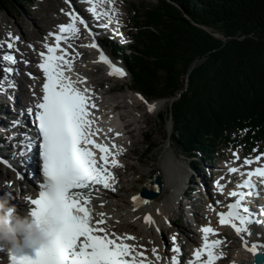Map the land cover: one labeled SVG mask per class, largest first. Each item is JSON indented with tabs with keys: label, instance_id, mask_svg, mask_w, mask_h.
I'll return each mask as SVG.
<instances>
[{
	"label": "snow or ice",
	"instance_id": "1",
	"mask_svg": "<svg viewBox=\"0 0 264 264\" xmlns=\"http://www.w3.org/2000/svg\"><path fill=\"white\" fill-rule=\"evenodd\" d=\"M82 2L92 4L88 11L97 20L104 16L108 18V24L113 22L108 11H97V7L102 5L104 0ZM66 15L70 17L71 23L58 25L59 32H50L43 45L46 51L39 52L41 62L37 67L45 78L42 97L25 110L28 123L13 119L10 125L13 129H26L30 124L34 132H13L5 138L9 143L15 141L12 143L13 155L18 157L27 158L34 149L38 150V169L43 182L39 184L37 198L25 196V199L32 205L31 214L38 222L45 223L54 219L57 228L54 230L52 243L39 248L35 257L17 256L13 253L11 256L7 255V259L9 264H160L162 257L156 247L151 248L149 256V250L143 245L129 243L137 238L127 233L118 234L110 223L112 217L104 211H97V207L92 204L94 195L98 197L101 189L115 191L116 177L111 169L123 167L117 159L123 149L114 142L111 146L98 142L96 137L102 129L96 126L97 120L93 118L92 112V109L98 106L92 100L90 89L76 86L86 83V78L74 81L66 75V72L72 71L75 55L78 53L69 51L71 44L62 47V43L67 44L70 39L78 37L80 28L77 27V22L91 32L88 23L75 10L67 12ZM116 23L119 24V21ZM49 38H54L55 43H47ZM19 40L20 37L11 32L7 33L6 39H0V49H8L0 52V95H6L9 89L16 88V83L11 77L18 73L15 65L21 62L17 60L20 50L16 43ZM88 46L99 47L95 43ZM29 48L35 50L33 45H29ZM99 60L112 69L110 75L121 78L126 76V72L114 64L103 50ZM23 63L28 64L29 61L25 60ZM27 75L36 79L32 73ZM9 99L12 100L13 97L9 96ZM148 109L150 112L155 111V105H148ZM24 115L25 112L22 111L20 116ZM119 135L121 134L116 133V136ZM256 151L257 149H253V152ZM233 156L236 161H240L239 150L234 152ZM0 160H3V157H0ZM262 161L264 153L256 155L255 158L245 157L239 167H228V173L247 178L237 184L239 191L232 190L228 193L229 197L234 198L233 202L227 205L228 211L217 213L219 224L234 229L245 249L254 257L255 264H264V242H250L246 237L252 235L251 225L264 223V219H261L264 217V205L258 214L250 209L247 200L249 197H261L264 193ZM3 162L9 168L13 167L7 161ZM20 163L25 166L27 160L21 159ZM253 163L259 166L250 168ZM245 166H249V170L242 171ZM17 174L21 180L24 179V173L18 171ZM222 179L224 177H221ZM5 183L10 186V181ZM225 187L226 184H222L220 180L216 181V188L221 194L224 193ZM132 200L136 207L148 203L146 199L138 196H133ZM215 204L224 206L222 201H216ZM98 207L104 208L105 205L102 202ZM209 207L213 208L212 205ZM213 210L215 211V208ZM145 222L149 225L155 223L151 215L145 217ZM156 230L160 231L159 228ZM200 231L202 244L193 251L192 258L187 260L181 258L182 249L177 237L173 235L168 245L171 255L167 264H217L224 253H218L216 250L226 241L210 239V236L219 235L210 225L202 226Z\"/></svg>",
	"mask_w": 264,
	"mask_h": 264
},
{
	"label": "trees",
	"instance_id": "2",
	"mask_svg": "<svg viewBox=\"0 0 264 264\" xmlns=\"http://www.w3.org/2000/svg\"><path fill=\"white\" fill-rule=\"evenodd\" d=\"M30 1L0 0V9ZM148 1L135 7L134 43L123 57L133 89L169 100L160 120L172 123V143L207 159L221 144L264 145V0ZM222 25L226 40L206 31Z\"/></svg>",
	"mask_w": 264,
	"mask_h": 264
},
{
	"label": "bare ground",
	"instance_id": "3",
	"mask_svg": "<svg viewBox=\"0 0 264 264\" xmlns=\"http://www.w3.org/2000/svg\"><path fill=\"white\" fill-rule=\"evenodd\" d=\"M48 1V0H47ZM59 1V0H58ZM115 3V8L116 10H112L110 8L111 14L114 12H119L118 17L125 19V22H128L127 20L129 19L128 16L124 15V12H128L127 8L123 6V3L126 2V0H111ZM47 3V2H46ZM61 6V10L63 9L64 11H59L56 9L54 15L52 13H47L44 17L40 16L38 12L31 13L36 20L34 22V28L31 30V26L26 24L25 25V20H26V13L21 15L20 22L16 23V25L11 24V20L9 16H11L13 13H9L8 16H3L0 18V38L1 39H6L7 38V33L11 32L14 36H22L26 39V42L28 44H21L19 42L16 43V47L19 48L20 50V57L25 58V60L29 61V66L28 69L31 73H34L38 77H40V73L38 72L36 66H35V59L36 55L34 53V50L32 48H29V45H33L34 49H38L42 46L41 39L43 40L46 36H48L47 32H50L53 30V26L56 20H63V18H66V15L64 12H66V4L65 2H57L55 5L49 4L48 6L45 7L48 12L50 11V8ZM52 11V10H51ZM16 14V13H14ZM13 14V15H14ZM20 15V14H19ZM18 16V15H17ZM12 18V17H11ZM19 19V18H18ZM44 21V25L47 26L45 27L44 25H41L40 21ZM69 20V19H68ZM27 21V20H26ZM120 22V21H119ZM22 28L24 30L21 31V29L17 28ZM76 49V48H75ZM77 50V49H76ZM78 53L82 52L79 49L77 50ZM91 53L87 51V53H84V56H89ZM89 69H84L80 70L78 76L83 78H87L88 81L90 80L91 85L99 87L101 85V81L98 80V82L95 81V76H93L97 70L95 69L94 66H89ZM25 73V72H24ZM15 75L14 80L16 84L18 85V90L16 91V96L15 99L12 101V104L8 108H4L2 110V116L3 118H9V122H7L6 127H4V120H0V131H4L5 134L0 135V157H3V161H7L8 164H11L14 166L15 169H18L20 173H24V179L23 181L18 180L15 176L12 177L11 181H14V188L15 191L19 194L18 196L21 198H25V196H31L34 192V186H29V183L34 182L35 177L33 176V173H35L38 169V163L36 157L37 152L33 150V153L27 157V158H21V159H26L27 163L25 166H21L20 161H18V158H15L16 155H13V148H12V143H15L13 141L12 143H9L5 138L9 135H11L13 132H17V130L13 129L10 127L11 121L14 116L15 108H25L29 107L31 105L36 104L38 95L40 94V85L36 81H31L29 78L26 77V75ZM97 77V74H96ZM27 80V83H24L23 80ZM103 81V80H102ZM96 82V83H95ZM109 89L107 90H102L101 93H98L97 101L93 100L96 102V105L98 108L93 109L95 113H93V118H95L99 122V128L102 129L101 133L105 135V137H111V138H116L114 141H120L123 139V143H120L118 146L119 148L123 149L122 154H120L119 157H121V161L123 162V159H129L132 157V155L137 151V145L140 144L141 142H144L146 139V136L149 135L145 133L144 131V121L142 114L136 109L137 104L134 102L130 97L128 96H123L122 100L121 97H109L108 93ZM33 92H35V95H33ZM8 93V92H7ZM11 93V92H10ZM161 102V101H160ZM159 103V101H158ZM160 106V105H159ZM162 106V105H161ZM157 107H155V110ZM159 110V109H158ZM157 110V111H158ZM109 129H112L113 131H109ZM128 129L127 133H124V131ZM32 131V130H31ZM33 132V131H32ZM116 133H120L121 135L116 136ZM124 133V135H123ZM19 139V137H17ZM7 148H5V147ZM116 150V149H115ZM165 158V157H164ZM136 160L138 162L142 161L141 156L136 157ZM4 163V162H3ZM127 166L123 162V167H120L118 170L119 173V184L118 187L120 188V191H125L124 193L127 194V198L123 195H120L119 192L117 191H111L108 190V201L103 202L105 207L104 208H99L98 205L102 202L99 201H94L93 206L97 207V211H104L106 212L109 216L112 217V220L110 223L113 225L114 230L118 234H130L132 236H135L137 239L136 241H129L130 243H138L140 245L146 246L149 250L153 247H157V245H146L145 241L146 240H154L153 239V230H156L157 228L161 227V223L165 222L168 220V200L167 198L164 199V197L160 196L159 198L157 197L156 199H146L148 201L147 204L140 205L139 207H136L134 204L132 197L133 196H138L141 197L139 192H134L130 196H128L129 191L133 190L132 187L130 189H126L125 186V181H126V172L125 170L127 169ZM225 168V167H224ZM159 169L164 170L166 173L165 177V184L163 188V193L167 195L169 192L167 191V188L169 185L172 186L171 184V179L174 176V169L175 166L172 162H162L159 164ZM153 168L148 170V172H151ZM3 172V171H2ZM0 172V183L2 182L3 179V174ZM9 173V171H6ZM200 182L204 183L203 179H200ZM177 183V182H176ZM23 184L26 185V189L22 187ZM197 185V184H196ZM3 186V185H2ZM173 188V187H172ZM183 188V187H182ZM174 190H177L178 187H174ZM6 193L3 192L0 189V196H5ZM13 196V195H12ZM10 196V197H12ZM15 196V195H14ZM145 199V198H143ZM11 204L19 203V209L21 212L26 208L31 209V205L27 203H23L22 201H13L11 198ZM22 203V204H21ZM21 204V205H20ZM259 209L257 210V213L259 214L261 212V206L263 204H259ZM256 204V206H258ZM151 215L153 220L155 221L154 224L149 225L148 223L145 222V217ZM261 219H264V217H261ZM119 221V223H116ZM137 223H145L147 227V236H142L140 234V228L137 231H131L130 229H127L130 226L135 230ZM139 227V226H138ZM255 227L258 228L259 231L263 233V236L261 237H254L251 235L250 237H246L249 239L250 242H256V241H261L264 242V223L255 225ZM227 227L223 228L225 230ZM160 229V228H159ZM173 229V228H172ZM144 230V229H143ZM174 230V229H173ZM250 230L254 233L257 231L250 226ZM195 232V231H193ZM231 233V232H230ZM185 236L188 237L187 240H183L181 236H176L177 241L179 245L183 248L182 250L184 251V254L182 255L183 259H191L192 256L187 257V248H185L187 245H197L195 238H191L190 236L184 234ZM233 235V234H232ZM231 235V236H232ZM196 237V236H193ZM233 237V236H232ZM153 242V241H152ZM230 242V243H229ZM226 249L229 251L232 248H238V254H236V258L234 260H231L232 263L239 264V260H243V264L247 262V260H252V255L250 254L249 251L245 249V247L241 244L237 247V244H234L233 241H229ZM147 243V242H146ZM160 249V248H159ZM159 255L161 256L163 252L161 253L159 250ZM227 251V252H228ZM224 253V252H223ZM164 255V261H167L168 257L167 255ZM151 256V253H150ZM228 256V255H227ZM153 258V257H152ZM3 255L0 254V261H2ZM226 258L222 260V262H225ZM231 262H227L224 264H230Z\"/></svg>",
	"mask_w": 264,
	"mask_h": 264
},
{
	"label": "rangeland",
	"instance_id": "4",
	"mask_svg": "<svg viewBox=\"0 0 264 264\" xmlns=\"http://www.w3.org/2000/svg\"><path fill=\"white\" fill-rule=\"evenodd\" d=\"M65 2L66 4V0H31L28 3H22V4H16L15 6H7V11H3L0 9V18L3 16H8L9 13H16V14H12L11 16H9L10 20H11V24L12 25H16V23L20 22V18L21 15L23 14H27L26 15V20H25V25L28 24L31 26V30L34 28V22L36 21L34 19V17H32L33 15L31 13H36L38 12L40 16L44 17L47 13H52V15H54L56 9L57 10H61V6L56 7V9L54 10V6L53 8H50L49 12L48 10L45 9L46 6H48L49 4H53L55 5L57 2ZM148 1V0H147ZM47 2V3H46ZM145 0H126V2L123 3L124 8L128 7L127 10L128 12H124L123 14L128 16L129 19L127 20L128 22H125V19L122 18V20L124 22H120L121 24L119 25V29L117 28V30L113 31L114 33H111L107 36H105V38H109V39H113L112 41V45L109 43H106L103 41L104 35L100 34L99 35V39H100V45L101 47H104L108 50H115V47H119L122 48L121 46L126 45V47H129L132 43H133V35L136 33V20H137V12L135 10V7H139L142 3H144ZM149 5H154L157 3V0H149L148 1ZM121 3V0H120ZM66 11L69 9L67 8V6L65 7ZM52 10V11H51ZM20 14V15H19ZM18 15V16H17ZM66 15V14H65ZM68 16V15H67ZM12 17V18H11ZM69 17V16H68ZM19 18V19H18ZM69 19V18H68ZM44 21H40L41 25H44L45 23H43ZM57 24V20L55 21L54 25L51 27H55V25ZM45 26V25H44ZM47 27V26H45ZM225 28H227L225 25L223 26H217V27H213V28H206L207 33H209L210 35H212L215 39H222V40H226L224 38V34L223 31L225 30ZM17 29H21L24 30L21 26V28H17ZM120 31L119 33L116 31ZM45 38L42 40L41 42H44ZM83 48H86V46H84ZM132 49H128L127 52L124 50H120V51H116L118 52L120 55H124L129 54V52ZM90 53L93 54V52L89 51ZM91 54V55H92ZM91 57V56H90ZM200 63V61L198 62ZM94 62L90 63L89 66H93ZM87 66V67H89ZM87 67L82 66L81 68L84 70ZM97 74V77H96ZM94 74L95 76V81L98 82L101 81V84L103 85L102 89L100 88L98 91H102V90H107L112 88V92L111 95H108L110 98L111 97H121V100L123 98V96H128L130 97L134 102H136V100L134 99L135 95L137 96L138 94L133 91L131 89V78L129 75H131L129 73L128 75V79L125 82H107L104 77V74H100V73H96ZM104 75V76H103ZM103 80V81H102ZM95 82V83H96ZM152 99V98H151ZM159 101V105L158 106V111L156 110L155 112L152 113H148L146 112L144 109H138L136 108L143 116V120L144 121V131L145 133L149 134L151 136V139H149L148 141L145 140L144 142H141L140 144L137 145V151L132 155V157H130L129 159H123V162L128 165L127 169L125 170L126 174V181H125V186L126 189H130V187L133 188V190L129 191L128 196H130L131 194H133L134 192H140L141 188H142V184L144 183V180L147 178V176L149 174H151L154 171H158L163 180H165L166 177V173L164 170L159 169V164L162 162H172L175 166V169L173 171L174 176L171 179V185H169V187L167 188V191L169 192L167 195H165L163 193V191L161 192V194L158 196V198L160 196L164 197V199L167 198L168 200V216H169V221L168 222H162L161 223V227L160 231L157 230H153V239L154 240H146L145 244L148 245H153L154 241L155 244L157 245L159 250L162 251H168L163 253L167 256H170L169 254V248L168 245L170 243V239L173 235H183L184 234H188L186 231V226L185 223L181 224V223H177V221L175 220L178 216H179V212L180 210H182V207L180 205V201H178V197H176V195H174V187H178L179 189L182 188L184 193H189L190 192V187L189 185H193L194 187L197 188V190H199L200 192H203L202 187L199 184V178L198 176H202V174L204 173V170H208L207 168L201 169L200 172H198L197 169H195L192 166V154H186L184 155L181 152V149L175 144L172 143V137H173V132H172V123L169 122L167 125H164L162 123V121L160 120V115L164 114L166 112V109L169 105V100L168 99H161L158 100ZM157 101V102H158ZM161 101V102H160ZM137 104V102H136ZM162 105V106H161ZM2 113V112H1ZM1 118V117H0ZM152 145V148L150 151H147L148 149V145ZM218 153L216 156L218 158V163L221 164V160H224L226 162V164L224 163V165L229 166L230 164L233 163H237L238 161L235 160L233 153L235 151H233V149L231 148V146L227 147L226 145H219V147L217 148ZM239 156L242 154L248 155L249 153L246 151L245 148H239ZM256 152H262L264 153V145H262L261 148H258ZM256 152H251V154H255ZM141 156L142 161L138 162L136 160V157ZM187 156V157H186ZM165 157V158H164ZM201 162V161H200ZM204 164V163H203ZM206 166V165H205ZM226 167H222L219 171L220 174H218V178L221 177L224 173H226ZM1 168H7V165L2 163L0 161V172H2ZM151 168H153V170L151 172H148V170H150ZM15 175V174H14ZM13 175V176H14ZM203 179V178H202ZM206 179V178H204ZM207 180V179H206ZM221 180V178H220ZM185 181V183H184ZM177 182V183H176ZM2 183V182H1ZM165 183V182H164ZM197 184V185H196ZM26 185V184H25ZM32 185V183H31ZM188 185V187H187ZM211 187L214 188V183H210ZM173 187V188H172ZM0 189L6 192V189L4 190V187L0 184ZM117 192H119L120 195H123L127 198V194L124 193L125 191H120L117 190ZM7 193L11 194V198L13 201L17 200V201H21L18 198V193L17 192H8ZM15 195V196H14ZM22 204V203H21ZM20 204V205H21ZM208 209L211 212H213V208H210L208 206ZM176 214V215H174ZM212 217V216H210ZM132 226V225H131ZM130 226V228L128 227L127 229H132L131 231H137L140 228V234L142 236H147V227L145 223H137V226L135 228V230ZM139 226V227H138ZM168 228H173V232H169ZM144 229V230H143ZM231 232V233H230ZM225 234H227L226 236L228 237V242L229 241H235L234 244H237V247L241 244V238L235 233L234 229L229 227L225 230ZM233 234V235H232ZM233 237H232V236ZM191 238H195V237H191ZM153 241V242H152ZM147 242V243H146ZM236 254H238V248H232L227 252H224V256H227L231 258V260H234L236 258ZM230 260V261H231ZM226 263V262H225ZM224 264V263H223Z\"/></svg>",
	"mask_w": 264,
	"mask_h": 264
},
{
	"label": "clouds",
	"instance_id": "5",
	"mask_svg": "<svg viewBox=\"0 0 264 264\" xmlns=\"http://www.w3.org/2000/svg\"><path fill=\"white\" fill-rule=\"evenodd\" d=\"M18 198L27 205L25 198ZM10 195L0 196V249L11 256L25 243L31 247L43 248L50 245L57 228L54 219L40 223L26 207L22 212L11 204Z\"/></svg>",
	"mask_w": 264,
	"mask_h": 264
},
{
	"label": "water",
	"instance_id": "6",
	"mask_svg": "<svg viewBox=\"0 0 264 264\" xmlns=\"http://www.w3.org/2000/svg\"><path fill=\"white\" fill-rule=\"evenodd\" d=\"M164 188V180L158 171H154L145 179L141 195L147 199H156ZM158 189V190H157Z\"/></svg>",
	"mask_w": 264,
	"mask_h": 264
}]
</instances>
